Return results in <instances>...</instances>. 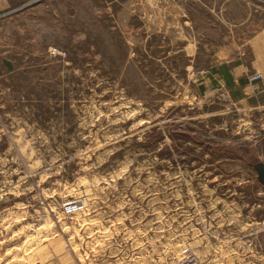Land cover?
Returning a JSON list of instances; mask_svg holds the SVG:
<instances>
[{"label":"rangeland","instance_id":"374dc122","mask_svg":"<svg viewBox=\"0 0 264 264\" xmlns=\"http://www.w3.org/2000/svg\"><path fill=\"white\" fill-rule=\"evenodd\" d=\"M0 7V264H264V0Z\"/></svg>","mask_w":264,"mask_h":264},{"label":"crops","instance_id":"0c3cea01","mask_svg":"<svg viewBox=\"0 0 264 264\" xmlns=\"http://www.w3.org/2000/svg\"><path fill=\"white\" fill-rule=\"evenodd\" d=\"M1 8V7H0ZM261 35H259V36H257L255 39H254V41H253V44L255 45V51H260V49L261 48H263L262 49V51H263V56H264V27L263 28H261ZM259 31V32H260ZM258 48H260V49H258ZM262 69H263V72H264V63H263V67H262ZM215 78V77H214ZM258 256L259 257H262V258H264V253H262L261 255H259L258 254ZM256 258H258V257H256ZM255 261V260H254ZM253 264H255L254 262H253Z\"/></svg>","mask_w":264,"mask_h":264},{"label":"water","instance_id":"95a60500","mask_svg":"<svg viewBox=\"0 0 264 264\" xmlns=\"http://www.w3.org/2000/svg\"><path fill=\"white\" fill-rule=\"evenodd\" d=\"M252 165L256 170L258 182L264 187V162L256 161Z\"/></svg>","mask_w":264,"mask_h":264},{"label":"built area","instance_id":"2783aa9c","mask_svg":"<svg viewBox=\"0 0 264 264\" xmlns=\"http://www.w3.org/2000/svg\"><path fill=\"white\" fill-rule=\"evenodd\" d=\"M77 206H78V205H75V206L72 207V208L69 207V208H68V211L75 210L76 208H78Z\"/></svg>","mask_w":264,"mask_h":264},{"label":"trees","instance_id":"16d2710c","mask_svg":"<svg viewBox=\"0 0 264 264\" xmlns=\"http://www.w3.org/2000/svg\"><path fill=\"white\" fill-rule=\"evenodd\" d=\"M7 64H9V63H7ZM240 81H241V82H245V80H244V79H240Z\"/></svg>","mask_w":264,"mask_h":264}]
</instances>
